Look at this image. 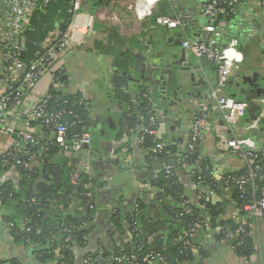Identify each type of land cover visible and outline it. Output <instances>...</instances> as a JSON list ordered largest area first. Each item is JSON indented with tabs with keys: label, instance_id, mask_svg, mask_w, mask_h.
<instances>
[{
	"label": "crops",
	"instance_id": "0c3cea01",
	"mask_svg": "<svg viewBox=\"0 0 264 264\" xmlns=\"http://www.w3.org/2000/svg\"><path fill=\"white\" fill-rule=\"evenodd\" d=\"M73 1L52 0L47 18L39 11L34 14L26 32V36L30 31L38 33L37 41L31 45L35 47L33 53L48 44L54 31H62L66 22H73ZM146 1L148 15L140 20L130 8V0H81V17L91 23L85 43L62 54L51 72L39 79L34 91L12 112L10 127L22 131L25 116L36 102L35 95L50 92L54 88V71H61L58 91L61 97L82 99L84 133L91 135L93 146L81 153L65 151L55 145L53 136L40 122L32 124V132L39 140L35 147L56 165L60 178L46 179L41 174L43 166L29 163L26 158L0 175V187L9 182L18 190L12 203H0V264H43L35 256V244L29 239L25 242L18 233L29 221H18L17 206L27 202L32 193L37 194L39 185L57 184V179L72 186L67 202L59 206L62 222L84 223L86 235L81 243H68L69 264H86L88 257L93 264H118L117 254L135 234L133 224L125 219L134 212L156 224L154 238L181 244L182 236L178 234L183 228L176 226L177 221L165 211L172 202L155 185L160 175H165L167 164L161 161L170 157L176 158L174 178L176 174L184 188L188 200L184 204L193 205L204 221L193 238L194 248H182L180 255L185 258L178 264H264V227L257 226L255 219L236 214L235 191L227 190L223 183L228 175L241 173L245 165L227 147L231 131L217 101L211 97L218 84L216 66L182 49L185 37L192 41L209 39L204 30L208 21L200 17L207 0H156L153 7L151 0ZM163 15L179 17L184 31L163 27L159 23ZM219 27V48L236 65L232 77L235 80L229 81L224 94L253 100L240 123L237 139L245 150L257 151L264 135V81L257 76L264 75V60L259 55L260 46H264V8L259 0H242L238 11L220 20ZM47 31L50 38L43 40ZM27 54L32 56L28 49ZM114 75L130 80L128 88L114 87ZM147 92L158 109V140L169 152L156 161L130 129H140L137 96ZM120 97L130 103L124 104ZM201 113L209 115V125L200 137L198 152L213 180L222 184L220 190L202 182L199 163L186 162L190 131ZM32 148L14 135L0 134V162L9 152L27 153ZM157 163L162 168L155 169ZM191 166L195 169L188 171ZM82 174L89 177L87 184L81 183ZM58 194L63 196L65 187ZM49 202L55 207L53 200ZM206 203L220 209L218 217L208 213ZM185 205L190 215L191 210ZM12 221L18 222L17 228L11 226ZM231 222L246 224L253 230L251 238L256 251L250 259L238 257L225 240L224 232Z\"/></svg>",
	"mask_w": 264,
	"mask_h": 264
},
{
	"label": "built area",
	"instance_id": "2783aa9c",
	"mask_svg": "<svg viewBox=\"0 0 264 264\" xmlns=\"http://www.w3.org/2000/svg\"><path fill=\"white\" fill-rule=\"evenodd\" d=\"M169 1L173 2L175 0ZM259 1L262 8H264V0ZM51 2L52 0H0V134L14 135L17 140L28 142L34 148L39 143V140L32 132V124L40 122L53 136L55 145L60 149L81 153L93 146V139L88 133L70 135V128L82 123L80 115L74 110L66 108L57 107L56 110L55 108L54 110H49L50 102L53 99L52 92H59L58 90L61 86V71H54L52 75L54 88L50 92L35 95L36 102L32 110L25 116L24 129L16 131L10 127L12 112L29 93L34 91L39 79L51 72L52 67L62 54L72 47L85 43V34L91 25V23L87 24L81 17L79 12L81 0H74L73 22L65 31H59V29L54 31L48 44L28 57L24 34L30 30L29 23L34 14L42 7L49 6ZM131 2L132 0L129 3L131 4ZM241 2L242 0H207L200 10V17L208 21L204 30L210 35L209 39L192 41L190 38L185 37L182 41V49L197 59H205L216 66L218 84L212 91L211 97L217 101L231 131V138L227 142V147L231 153L240 157L245 165V173L237 177H227L223 182L224 187L230 191L236 190L242 201L246 200L247 196L250 195V202L238 207L236 214L255 219L257 226L264 227V187L256 188L254 184L257 178L264 179L262 175L263 168L259 164L258 155V153L264 154V135L261 137L260 148L257 151L245 150L240 141H238L237 133L240 130V123L245 118L250 103L245 99L224 94L230 79L235 73L236 65L233 58L223 53L218 44L221 37V29L217 24L219 17L226 13H236ZM130 8L134 10L138 19L142 20L146 17L141 16L143 12L142 3H138L134 8L130 6ZM159 23L169 30L180 29L184 31L185 29L184 23L177 16L163 15L160 17ZM150 95L149 92L143 94L142 99L138 102V126H140V129L136 130V126L135 128L129 127L135 131L138 141L141 143H144L147 138L152 140L154 146L149 152L151 159L156 161L161 157L168 156L169 152L158 140V109ZM77 104L81 105L82 102L80 101ZM140 108H142V113ZM69 117L74 120L72 123L68 120ZM208 125L209 115L207 113H201L195 118L187 144V155L199 151L200 137ZM187 155L186 162L188 163ZM25 158L29 163L45 165V158L42 154L37 155L32 151L27 153L21 150L18 152L12 151L7 153L1 160L0 175L5 169H9L15 163H20ZM165 178L168 180L174 178L173 166L166 165ZM32 202H35V200ZM201 224L202 222L199 219H195L189 229L182 235L181 244L186 251L194 248L193 238ZM11 226H14L13 223H11ZM133 230L134 233L138 230L136 221H133ZM252 231L246 224H240L236 234L252 237L254 235ZM224 235L225 240H227L226 231ZM72 240V238L67 237L65 244ZM62 248L63 245L54 250V254L58 259H64L61 255ZM231 249L234 252L232 247ZM147 259L162 263L166 261L161 256L152 255H148ZM115 261L118 264H132V262L137 261V257H128L121 250L117 254ZM86 264H93V259L88 257Z\"/></svg>",
	"mask_w": 264,
	"mask_h": 264
},
{
	"label": "trees",
	"instance_id": "16d2710c",
	"mask_svg": "<svg viewBox=\"0 0 264 264\" xmlns=\"http://www.w3.org/2000/svg\"><path fill=\"white\" fill-rule=\"evenodd\" d=\"M238 11V10H237ZM231 15L226 13L225 15L219 17L217 24L219 25V21L222 19H227V17ZM69 26V22L63 26V31ZM29 57V56H28ZM53 99L50 102L49 110H55L58 108H66L72 109L77 112L82 120V123L70 128V135H74L76 133H84L85 126V117L83 115L82 105H78L77 103L81 101L79 96H64L61 97V92H52ZM138 100L142 99L141 95L137 96ZM124 104L130 103V101L126 98L120 97ZM142 107V106H141ZM140 112L142 113V108H140ZM68 120L72 123L74 120L70 117ZM84 121V122H83ZM144 148L146 150H150L153 148V142L150 138H147L143 143ZM30 151L35 154H41L39 149L36 147L32 148ZM259 155V164L263 168L262 175L264 176V154ZM43 157H45L42 154ZM188 162L191 165L198 164L201 165V180L203 183L208 185L215 190H220L218 187L221 183H218L213 180L211 176V171L207 169V166L204 162L201 161L199 152L192 153L187 155ZM45 165L43 166L42 175L49 178H58L60 173H56V165L52 163L50 160L45 159ZM1 165V163H0ZM7 170V169H5ZM245 173V169L239 173L234 175H228L227 177H237L243 175ZM40 172L38 173V175ZM57 175V176H56ZM60 178V177H59ZM56 183L53 185L41 184L38 186L37 194L32 193L31 196L26 200L27 202L21 203L17 206L18 212V221L20 219H27L29 222L25 225V228L22 231L18 230V233L25 242L29 239L32 241L34 246V253L38 260V262L43 264H69L68 262V243L65 244V240L67 237L72 238L73 243H81L85 240V231L83 229L84 223L77 222V220H70L68 222H62V213L63 211L59 210V206L67 202V197L70 193V188L72 187L67 183V181H60L57 179ZM80 181L82 184H87L89 182V177L85 175H80ZM256 188L264 187V179L257 178L254 181ZM155 185L159 187L163 193L164 198H170L172 202V207L165 209L167 212V216L171 219H175L177 221V225L181 226L182 231L178 235H183L186 232L190 225H192L195 219H199L202 223L203 217L200 212L193 207V205H189L186 201L188 200L185 197L184 188L178 183L176 174L175 178L168 180L165 178L164 174H161L160 177L156 180ZM61 189L65 187V194L63 196H59V187ZM223 188V187H222ZM234 200L236 202V208L241 207L244 203L250 202V195L247 196L246 200H241L239 198V193L234 190ZM18 190L16 186L12 183H5L0 187V203L2 205H8L12 203V201L16 198ZM259 193V192H258ZM35 200V202H32ZM49 200H53L55 207H52V204ZM184 205L191 210L188 215L184 209ZM206 208L208 209V213L212 215V217H218L220 214V209L216 207H212L210 203H206ZM66 206V205H65ZM141 207V205H140ZM139 209L142 210V207ZM139 212V211H138ZM119 216L122 219V215L120 212ZM188 216L187 219H185ZM127 222L132 225L133 221L138 223V230L133 235V239L130 243L126 244L122 253L127 255L128 257L136 256L137 261L132 262V264H178L181 262L185 255H180L182 250V244L175 243L173 240L170 243H166V240L160 238H154L157 232L156 224L146 220L142 217V215L137 212L131 213L125 217ZM13 228H17V221H12ZM238 225L234 222L227 224L226 233L228 235V242L230 246L234 249V253L238 257H244L250 259L251 256L255 253L256 248L253 243L251 237L246 235H237L236 230ZM65 230V231H64ZM67 230V231H66ZM55 237V238H53ZM52 238V239H49ZM177 239V238H175ZM174 239V240H175ZM194 243V239H193ZM63 245V250L61 251V255L64 259L56 258L54 254V250L57 247H61ZM121 251V250H120ZM148 255L152 256H161L165 258L164 263H158L156 260L147 259ZM131 264V263H129Z\"/></svg>",
	"mask_w": 264,
	"mask_h": 264
},
{
	"label": "water",
	"instance_id": "95a60500",
	"mask_svg": "<svg viewBox=\"0 0 264 264\" xmlns=\"http://www.w3.org/2000/svg\"><path fill=\"white\" fill-rule=\"evenodd\" d=\"M259 55L262 56L263 57V60H264V46H260ZM257 76L262 81H264V75H261V74L257 73ZM233 80H235V79H232V78L230 79V81H233ZM118 81H122L124 83H119ZM127 81L130 82V80H127V79L124 80V79H121L120 77H118L117 75H114V78H112V82L111 83H112V85L114 87H120V88L127 89L128 88V82ZM232 97H236V96L235 95H232ZM246 100L249 101V103H250L249 108H250V106L252 105L253 102H252L251 99H246ZM180 158H182V155H180ZM161 162H163V164H167V165L173 166V167L177 165L176 164V158L175 157H170L169 159L163 160ZM34 167H38V165L35 164ZM160 168H162V167L159 166L158 163H157V165H155V169H160ZM194 169H195V167L194 166H191L188 169V171H192Z\"/></svg>",
	"mask_w": 264,
	"mask_h": 264
},
{
	"label": "rangeland",
	"instance_id": "374dc122",
	"mask_svg": "<svg viewBox=\"0 0 264 264\" xmlns=\"http://www.w3.org/2000/svg\"><path fill=\"white\" fill-rule=\"evenodd\" d=\"M49 10L50 7H43L39 10L38 13L42 14L44 18H47L49 16ZM50 35V31H47L46 36L43 38V40H47ZM38 39V33L34 32V31H30L29 35L26 36V33L24 34V40L27 41V49L30 52V54H32L34 52L35 47L31 46L33 45Z\"/></svg>",
	"mask_w": 264,
	"mask_h": 264
},
{
	"label": "bare ground",
	"instance_id": "6f19581e",
	"mask_svg": "<svg viewBox=\"0 0 264 264\" xmlns=\"http://www.w3.org/2000/svg\"><path fill=\"white\" fill-rule=\"evenodd\" d=\"M152 1V7L155 5V2H156V0H151ZM138 3H142V5H143V12L141 13V16L142 17H145V16H147L148 15V7H149V4H148V2L146 1V0H132V2H131V4H130V6L132 7V8H134V7H136L137 6V4Z\"/></svg>",
	"mask_w": 264,
	"mask_h": 264
}]
</instances>
